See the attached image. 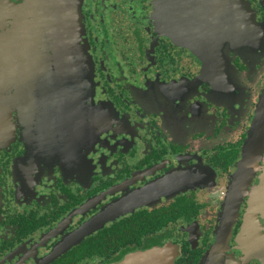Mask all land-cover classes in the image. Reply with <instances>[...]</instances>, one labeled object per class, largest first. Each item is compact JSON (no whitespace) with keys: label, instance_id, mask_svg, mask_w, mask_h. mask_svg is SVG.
Wrapping results in <instances>:
<instances>
[{"label":"flooded vegetation","instance_id":"af4514ba","mask_svg":"<svg viewBox=\"0 0 264 264\" xmlns=\"http://www.w3.org/2000/svg\"><path fill=\"white\" fill-rule=\"evenodd\" d=\"M163 1H10L37 53L32 118L18 69L9 93L0 264H121L162 246L175 264H264V157L237 196L264 0H170L167 20ZM53 33L75 43L74 68Z\"/></svg>","mask_w":264,"mask_h":264},{"label":"water","instance_id":"95a60500","mask_svg":"<svg viewBox=\"0 0 264 264\" xmlns=\"http://www.w3.org/2000/svg\"><path fill=\"white\" fill-rule=\"evenodd\" d=\"M11 0H0V149L11 144L15 136V124L13 121V100L9 97L10 88L16 80V71L21 72L19 80V92L16 96V103L23 111L25 118H32L35 98L30 95L32 65L35 62L37 51L30 48L29 41L24 33V18L19 21V27L16 32L8 26V19L11 11ZM170 0H164L160 5V12L167 20L168 6ZM76 25V21H75ZM53 37V46L58 62L68 63L70 69L74 68V44L68 50L66 33ZM56 38L59 40L56 43ZM62 40V41H61ZM62 46L61 50H56ZM32 47V45H31ZM71 62V63H70ZM264 157V93L258 105L257 114L253 122L247 141L243 147L242 157L239 163L238 186L239 198L245 194L249 182L259 166L260 160ZM237 186V185H236ZM221 241L223 239H220ZM220 241V242H221ZM177 252L170 246H162L154 250L140 252L128 256L121 264H175Z\"/></svg>","mask_w":264,"mask_h":264}]
</instances>
